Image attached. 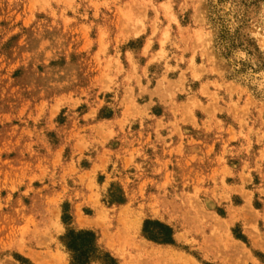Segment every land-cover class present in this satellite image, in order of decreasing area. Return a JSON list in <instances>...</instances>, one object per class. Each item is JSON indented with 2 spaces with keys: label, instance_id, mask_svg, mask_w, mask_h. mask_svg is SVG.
Masks as SVG:
<instances>
[{
  "label": "rangeland",
  "instance_id": "rangeland-1",
  "mask_svg": "<svg viewBox=\"0 0 264 264\" xmlns=\"http://www.w3.org/2000/svg\"><path fill=\"white\" fill-rule=\"evenodd\" d=\"M179 259L264 264V0H0V264Z\"/></svg>",
  "mask_w": 264,
  "mask_h": 264
},
{
  "label": "trees",
  "instance_id": "trees-1",
  "mask_svg": "<svg viewBox=\"0 0 264 264\" xmlns=\"http://www.w3.org/2000/svg\"><path fill=\"white\" fill-rule=\"evenodd\" d=\"M150 224H154L155 226H158L159 228L163 229V231H165V227L162 225V224H159L157 222H154V223H150ZM86 235H88V233H86ZM160 234H150V236L153 238V239H159V236ZM162 239H165V238H162Z\"/></svg>",
  "mask_w": 264,
  "mask_h": 264
},
{
  "label": "bare ground",
  "instance_id": "bare-ground-1",
  "mask_svg": "<svg viewBox=\"0 0 264 264\" xmlns=\"http://www.w3.org/2000/svg\"><path fill=\"white\" fill-rule=\"evenodd\" d=\"M168 255H169V253H168ZM169 258V257H168ZM164 259H167V258H164ZM181 260L179 259V264H181L182 263V261L180 262ZM171 262V261H170ZM176 262V264H178V261H175ZM160 263V262H159ZM184 263V262H183ZM163 264V263H162ZM170 264H172V262L170 263ZM185 264V263H184Z\"/></svg>",
  "mask_w": 264,
  "mask_h": 264
}]
</instances>
